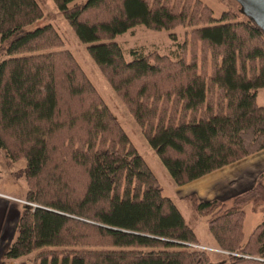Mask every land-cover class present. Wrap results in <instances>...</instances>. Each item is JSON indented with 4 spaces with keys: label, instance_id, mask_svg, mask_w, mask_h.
<instances>
[{
    "label": "trees",
    "instance_id": "1",
    "mask_svg": "<svg viewBox=\"0 0 264 264\" xmlns=\"http://www.w3.org/2000/svg\"><path fill=\"white\" fill-rule=\"evenodd\" d=\"M86 45L176 185L264 150V31L201 0H53ZM38 0H0V149L25 161L24 198L6 261L31 264H217ZM144 25L191 28L176 54L125 50ZM170 38L177 40L171 32ZM200 56V60L198 58ZM230 264H264V220L245 240L264 173L232 199L189 197Z\"/></svg>",
    "mask_w": 264,
    "mask_h": 264
},
{
    "label": "rangeland",
    "instance_id": "2",
    "mask_svg": "<svg viewBox=\"0 0 264 264\" xmlns=\"http://www.w3.org/2000/svg\"><path fill=\"white\" fill-rule=\"evenodd\" d=\"M43 7L44 17L29 26V29L36 28L38 26H42L45 24H52L58 31V33L62 36L64 41V46L59 49H67L73 53L87 76L93 82V84L98 89L99 93L103 97L105 103L110 108V110L115 114V116L120 121L124 130L135 144V146L142 153L147 163L155 173V175L160 180L161 184L164 187V194L175 198L174 193L177 185L175 184L171 174L164 166L163 162L159 158V156L154 152L153 148L148 143L147 139L141 132L139 126L136 121L132 117L131 113L128 111L127 107L123 103V101L117 96L115 91L113 90L110 83L106 80L98 66L92 60L90 54L87 51L86 45L82 44L75 33L73 32L71 26L68 21L62 15L58 7L56 6L53 0H38ZM82 1V0H79ZM86 1V0H83ZM204 4L210 7L213 10L214 16L219 18L223 12L227 10L238 11L240 6L235 0H201ZM191 28L187 26L177 27L173 31H154L147 28L144 25H138L134 29L126 32L125 34L118 36L115 40L122 46L125 50V54L127 59H131V51L135 50L137 53L148 54L153 51H158L161 54H178L181 49V45L186 43L188 54L190 52L189 48V34ZM173 32L176 34L177 40L173 41L170 38V33ZM6 58V53L3 44L0 39V61ZM200 60V56H198ZM259 102H264V92H262ZM25 167V161H11L9 160L4 152L0 149V190L11 192L15 194L16 197L13 198L20 205L22 204V200L27 201L24 197L26 191V181L23 176V168ZM2 195V194H0ZM177 202V201H176ZM186 201L181 202L178 201L177 204L179 208L184 212V214H188L189 210L185 207ZM248 212V220L246 224V233L247 235L254 228L253 226L258 220L259 216H264L263 211L258 206L251 208V206L246 207ZM262 213V215H261ZM203 217V218H201ZM205 216H199L197 224V232L200 239L204 242L205 240L212 239V234L209 232L207 228ZM187 221L190 224L194 225L193 220L190 217H187ZM197 223V222H196ZM195 223V224H196ZM210 248L206 249L211 255L213 253H220L224 255V258L228 259V254L226 251L220 249L219 247L213 248V246H209L206 244H200ZM34 254L22 257L20 260H28L31 264H36L33 262ZM229 259L227 264H229ZM49 264H52L49 261ZM59 264H63V260L59 261ZM69 264H71V260H69ZM219 264H222V261H219Z\"/></svg>",
    "mask_w": 264,
    "mask_h": 264
},
{
    "label": "crops",
    "instance_id": "3",
    "mask_svg": "<svg viewBox=\"0 0 264 264\" xmlns=\"http://www.w3.org/2000/svg\"><path fill=\"white\" fill-rule=\"evenodd\" d=\"M262 92H264V89L259 90L257 99L260 105L264 104V102H259ZM263 173L264 150H261L219 170L213 171L201 178L193 180L184 185H177L174 193L175 198H171L174 200L178 208V201H186V204H184L187 208V211L189 210V213L184 214V212H182L180 208L179 209L186 220L188 216L191 220H193L194 225L190 223L189 224L193 226L200 244L213 246V248L219 247L213 237L212 239L205 240L204 242L200 239L197 232V224L199 222L198 220L203 219H199V216L194 213L189 201V197L191 195H197L201 200H219L230 203L232 199L237 195L251 190L257 183L260 175ZM0 194H2L0 195V264H5V253L13 241L16 225L21 211V205L13 199L19 198L16 197L15 194L2 190H0ZM248 206H251V208L253 209V205L251 204H248L244 207L246 212V219L244 223L245 240L249 237L254 228L264 220V216H259L258 220H256L255 225L253 226L254 228L247 235L246 224L248 220V212L246 207ZM258 208H261V211H263L264 213V206H258ZM204 218L206 219L207 223L208 218ZM211 257L217 264H219V261H222V264H227L228 259L226 260L224 258V255L220 253H213ZM17 261L18 260L16 259L8 262L6 261V263L14 264Z\"/></svg>",
    "mask_w": 264,
    "mask_h": 264
},
{
    "label": "water",
    "instance_id": "4",
    "mask_svg": "<svg viewBox=\"0 0 264 264\" xmlns=\"http://www.w3.org/2000/svg\"><path fill=\"white\" fill-rule=\"evenodd\" d=\"M239 11L264 31V0H235Z\"/></svg>",
    "mask_w": 264,
    "mask_h": 264
},
{
    "label": "built area",
    "instance_id": "5",
    "mask_svg": "<svg viewBox=\"0 0 264 264\" xmlns=\"http://www.w3.org/2000/svg\"><path fill=\"white\" fill-rule=\"evenodd\" d=\"M22 203H27L26 201H21ZM195 248H198V249H203V250H209L210 248L206 247V246H203V245H200V244H194L193 245Z\"/></svg>",
    "mask_w": 264,
    "mask_h": 264
}]
</instances>
